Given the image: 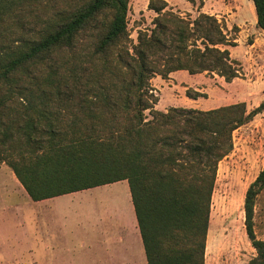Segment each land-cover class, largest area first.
Instances as JSON below:
<instances>
[{
  "label": "trees",
  "instance_id": "trees-1",
  "mask_svg": "<svg viewBox=\"0 0 264 264\" xmlns=\"http://www.w3.org/2000/svg\"><path fill=\"white\" fill-rule=\"evenodd\" d=\"M252 1L264 31V0ZM168 7L150 0L153 28L134 43L130 0H0V164L34 202L127 181L147 264H205L219 165L264 103L157 110V76L242 75L215 16ZM263 190L264 168L244 201L250 264H264L254 224Z\"/></svg>",
  "mask_w": 264,
  "mask_h": 264
},
{
  "label": "rangeland",
  "instance_id": "rangeland-1",
  "mask_svg": "<svg viewBox=\"0 0 264 264\" xmlns=\"http://www.w3.org/2000/svg\"><path fill=\"white\" fill-rule=\"evenodd\" d=\"M149 2L130 0L128 30L134 43H137L139 31L153 28L156 13L148 8ZM168 4L169 10L183 17L195 19L199 12L215 16L228 36L235 39L237 46L229 47V50L232 58L242 65V75L231 83L206 73L190 75L176 72L167 80L157 76L151 80L159 100L156 109L162 112L171 108L207 111L246 103L248 111H251L264 103V31L258 27L253 1L168 0ZM188 89L203 96L192 100L187 97ZM146 114L150 118L149 113ZM233 142V151L219 165L205 264H250L257 256L245 229L244 201L249 186L264 168V113L235 131ZM124 188L125 185L114 191L111 189L109 193L103 189L93 195L82 193L76 196L74 205L80 201L84 206H57L62 207L72 219L75 215H82L71 224L68 221L62 223L63 219L55 216L52 206H23V213L10 214V224L0 234L4 242L3 248H0V264H64L62 260L54 262L50 259L54 253L49 258L50 251L57 252L60 248L59 243L49 247V239H58L62 243L65 235L76 230L74 234L86 238L95 234L98 238L103 236L106 228L104 221L107 225L117 224L116 210L118 206L122 207L120 200L124 197ZM254 224L257 238L264 239V190L256 199ZM109 229L117 234L121 228L114 225ZM64 243L63 248L66 246ZM69 246L67 244V248Z\"/></svg>",
  "mask_w": 264,
  "mask_h": 264
},
{
  "label": "crops",
  "instance_id": "crops-1",
  "mask_svg": "<svg viewBox=\"0 0 264 264\" xmlns=\"http://www.w3.org/2000/svg\"><path fill=\"white\" fill-rule=\"evenodd\" d=\"M123 185H125L124 192L122 193L124 197L120 200L122 207L118 206L116 210L118 213L117 224L113 222L107 225V222L104 221L106 226L105 233L99 238L96 234L94 237L89 236L88 238L74 234L78 230L65 235V240L62 243L58 239L54 241L51 238L49 239V247H52L54 243H59L60 248H58L57 252L50 251L49 258L54 253L50 259H54V262L62 260L64 264H147L144 243L138 227L127 181L34 202L14 172L8 166L0 164V234L3 232V228L10 224V214H16L18 211L23 213V206H52V211L55 210V216L63 219L62 223L65 224L68 221L71 224L73 220H76L75 218H82V215H75V218L72 219V216H67L66 211H63L62 207L57 208V206H84L82 205L83 202L80 201L74 205L76 203V196H81L83 195L82 193L93 195V193L103 189H105L106 193H109L111 189L114 191V189L117 190V188ZM94 198L98 200L96 197ZM66 199H69L67 203L65 202ZM35 215H37V212ZM100 217L102 218L101 215ZM89 219L91 218L89 217ZM114 225L121 228L117 234H114L109 229V227L114 228ZM3 243L0 238L1 249L3 248ZM63 243L66 245L64 248L62 247ZM67 244L70 245L69 248H67ZM87 246L89 249L88 253L86 252L88 250L86 249Z\"/></svg>",
  "mask_w": 264,
  "mask_h": 264
}]
</instances>
